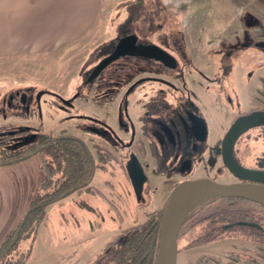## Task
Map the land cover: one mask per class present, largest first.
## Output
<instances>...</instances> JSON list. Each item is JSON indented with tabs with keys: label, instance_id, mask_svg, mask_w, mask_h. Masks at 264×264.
I'll use <instances>...</instances> for the list:
<instances>
[{
	"label": "rangeland",
	"instance_id": "obj_1",
	"mask_svg": "<svg viewBox=\"0 0 264 264\" xmlns=\"http://www.w3.org/2000/svg\"><path fill=\"white\" fill-rule=\"evenodd\" d=\"M259 1L255 5L250 0H107L103 13L110 17L105 39L88 41L57 57L0 58V128L25 130L18 142L22 147L39 133L61 131L90 146L81 128L94 127L99 136H106V147L118 157L122 150L110 139L128 141L131 131L140 134L139 115L145 114L146 102L155 101L150 97L156 90L164 88L159 80L166 75L150 69L152 63L126 58L83 84L118 36L128 34H135L141 43L164 46L173 39L182 45L181 72L174 76L177 80H171L181 93L172 91L173 97L166 96V101L173 102L178 94L186 96L199 108L207 129L202 151L192 159L187 173L175 171L170 158L158 165L148 149L132 148L129 154L145 176L139 192L124 169L128 170L127 162L111 160L105 170L94 169L90 180L94 191H73L45 208L43 223L19 245L26 253L25 264H86L123 229L163 209L174 183L204 177L235 182L222 167L221 141L234 116L264 104V49L256 46L264 41V0ZM223 61L232 65L230 72L223 73ZM138 78L146 80L132 89V81ZM14 92L27 94L29 103L22 104ZM234 149L240 164L254 165L264 156L259 127L250 129ZM40 161L41 155L34 153L0 164V250L38 191ZM194 234L177 242L176 264H264V242L236 232L237 237L182 250Z\"/></svg>",
	"mask_w": 264,
	"mask_h": 264
},
{
	"label": "trees",
	"instance_id": "obj_2",
	"mask_svg": "<svg viewBox=\"0 0 264 264\" xmlns=\"http://www.w3.org/2000/svg\"><path fill=\"white\" fill-rule=\"evenodd\" d=\"M24 133L23 129L10 131L0 128V164L38 153L41 155L42 181L29 201L27 211L30 209V212L22 227L14 237L18 224L14 233H8L2 243L0 264H25L26 253L19 245L43 223L45 208L49 204L60 201L73 191L95 190L90 180L97 165L83 139L65 131L39 133L22 147L18 142ZM101 154L105 156L100 158L103 163L101 169H105L114 155L109 150ZM163 209L152 211L141 224L123 229L86 264H153ZM237 222L254 223L256 226L237 225ZM192 231L195 234L187 238L182 250L226 237H237L236 232L247 239L264 242V206L238 196L211 198L198 205L183 221L177 242L190 232L194 233ZM13 237L14 241L9 246Z\"/></svg>",
	"mask_w": 264,
	"mask_h": 264
},
{
	"label": "flooded vegetation",
	"instance_id": "obj_3",
	"mask_svg": "<svg viewBox=\"0 0 264 264\" xmlns=\"http://www.w3.org/2000/svg\"><path fill=\"white\" fill-rule=\"evenodd\" d=\"M118 38L120 37L118 36ZM137 43H141V42L137 40ZM157 46H159L163 50H164V46L168 48V50L165 49V51L168 52L176 60V64L173 68L164 66L163 64L155 60L145 59L141 57L125 56V57H122L116 60V61H119L121 59L127 58V59H133V60H140V61L147 63L148 65L149 63H152L153 66H151L150 69H153L157 73L166 75V77H168V78L160 79V80L158 78L155 79L159 81L163 80L160 83L164 85V88L161 90L157 89L154 95L150 97L151 99L152 98L155 99L154 102L150 100L145 103L146 104L145 114L141 113L139 115V119L141 121L140 134L135 135V132L131 131L129 134L128 141H124L122 139H119L118 137H115V138L112 137L110 139L111 142L117 143L119 148H121L122 150V153H119L118 154L119 156L117 157L106 147L105 142H104V139H106V136L104 138L99 136V134L97 133L96 129H94V127L81 128L82 133L87 136L86 139H88L90 146L87 144V142L85 141L84 142L87 144L90 154L92 158L94 159V164L97 165L94 169L98 168L100 170H105V169H101L103 166V163L101 162L100 158L105 157L101 153H104L106 150H109L114 155V158L112 159L113 161L115 160L120 163L124 161L127 162L129 166L128 170L125 167L124 169H126V171L128 172L129 177H130L129 169L130 170L132 169L133 177L137 179L138 181L142 180L140 189L145 184V176L142 172V168L136 163L134 158H132V156L129 154L130 150L132 151V148L136 149L137 152L148 149L150 153L152 154V156L155 158L158 165L161 164L162 159L170 158V162L173 163V169L179 172L180 174H182V173H187L191 170L192 159L202 151V145L205 142L206 135H207L206 125H205V130L203 131L200 126V122L198 121V119H201L203 121L202 113L200 112L199 108L195 106L186 96H183V94H178L176 95V98L174 99L173 102L166 101V96L169 95L173 97L172 91H177L181 93L177 89L178 87H176L173 84V82H171V80H177L174 76H176V73L180 74L181 72L180 67L178 65V61L180 60L182 61V59L185 58L182 45L177 40L172 39L169 42L166 41L164 46L159 45V44ZM256 46L264 49V41L260 43H256ZM227 59H230L229 53L227 54ZM223 63H226V62L223 61L221 64L223 73L230 72L232 69V65L229 63L225 65ZM213 69L215 70V66H213ZM172 72L173 74H171ZM144 80L146 79L138 78L132 81L131 83L132 89L137 85V83L142 82ZM88 83H91V80L90 81L86 80V82H84L83 84L87 85ZM120 83L121 82L114 83V84L120 85ZM14 96L16 97L18 96L19 101L22 104L29 103L27 94H24V93L19 94L18 92H14ZM12 100H13L12 95H9L7 98V101L10 103ZM251 114H264V104L262 106H254L245 112H239L236 116L232 118L230 127L238 119L249 116ZM151 115H153V118H151ZM262 118H264V115H262ZM92 123H95V124L97 123L101 126L104 125L102 122H99L97 120H92ZM193 123L195 124L193 125ZM254 127H259V134L262 136V138H264V122L258 125L250 126L236 138L231 148V155H232L233 161L237 165L242 166L247 169L264 172V156L259 158L258 161H255L254 165H242L236 159V156H235V149H234L235 146L239 145L241 138L246 134L249 135L250 129ZM225 134L226 133H224L223 138ZM95 135H97L98 138L100 137L101 138L98 141H94L92 138ZM221 145H222V141H221ZM220 154H221V150H220ZM221 164H222L223 169L229 171L223 164L222 159H221ZM106 165H105V168H106ZM229 173L231 174V177L234 178L235 182L240 181V177H236L230 171ZM183 180H187V179H183ZM244 181H249V180L245 179ZM261 183H264V178L261 179ZM174 185H176V183H174Z\"/></svg>",
	"mask_w": 264,
	"mask_h": 264
},
{
	"label": "water",
	"instance_id": "obj_4",
	"mask_svg": "<svg viewBox=\"0 0 264 264\" xmlns=\"http://www.w3.org/2000/svg\"><path fill=\"white\" fill-rule=\"evenodd\" d=\"M137 40L135 34H128L118 38L109 54L101 58L92 68L87 80L90 81L96 78L104 68L125 56L152 59L170 68L175 66L176 60L168 52L155 44L137 43ZM262 115L264 114H251L238 119L232 124L222 140V162L233 175L240 177V181L219 183L204 177L183 180L173 186L164 205L153 264H176L178 254L177 235L179 229L183 221L201 203L219 196H238L264 206V183H261V179L264 178V172L237 165L231 155V148L236 138L250 126L264 122ZM198 121L204 131V121L201 119H198ZM129 171L132 186L136 192H139L142 180L138 181L133 177L132 169H129ZM245 179L249 181H244ZM198 192L208 193L209 197L201 203L194 204L193 197ZM29 212L30 209L19 223L14 237L22 227ZM236 224L256 226V224L248 222H237ZM14 237L9 246L13 243Z\"/></svg>",
	"mask_w": 264,
	"mask_h": 264
},
{
	"label": "crops",
	"instance_id": "obj_5",
	"mask_svg": "<svg viewBox=\"0 0 264 264\" xmlns=\"http://www.w3.org/2000/svg\"><path fill=\"white\" fill-rule=\"evenodd\" d=\"M106 3L107 0H0V58L57 57L88 41H101L107 34L110 17L103 13Z\"/></svg>",
	"mask_w": 264,
	"mask_h": 264
},
{
	"label": "bare ground",
	"instance_id": "obj_6",
	"mask_svg": "<svg viewBox=\"0 0 264 264\" xmlns=\"http://www.w3.org/2000/svg\"><path fill=\"white\" fill-rule=\"evenodd\" d=\"M209 197L208 193L205 192H198L194 195L193 197V203L194 204H198L203 202L204 200H206Z\"/></svg>",
	"mask_w": 264,
	"mask_h": 264
}]
</instances>
